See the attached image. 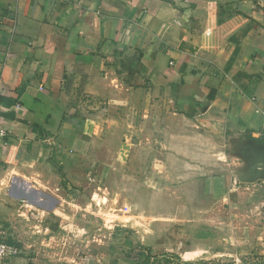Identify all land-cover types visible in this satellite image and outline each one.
Wrapping results in <instances>:
<instances>
[{
  "label": "crops",
  "instance_id": "obj_1",
  "mask_svg": "<svg viewBox=\"0 0 264 264\" xmlns=\"http://www.w3.org/2000/svg\"><path fill=\"white\" fill-rule=\"evenodd\" d=\"M260 1L0 0V227L22 249L0 264L97 262L72 237L108 230L78 218L104 177L178 151L210 172L226 137L263 138ZM246 193L242 252L264 254Z\"/></svg>",
  "mask_w": 264,
  "mask_h": 264
},
{
  "label": "rangeland",
  "instance_id": "obj_2",
  "mask_svg": "<svg viewBox=\"0 0 264 264\" xmlns=\"http://www.w3.org/2000/svg\"><path fill=\"white\" fill-rule=\"evenodd\" d=\"M223 146L226 154L216 155L210 172L186 170L184 155L170 150L176 155H166L172 160L167 170L147 167L141 157L135 172L118 175V187H111L116 177H104L89 212L78 218L86 228L108 230L72 237L78 249L88 246L78 258L100 256L89 264H264V254H245L240 242L241 216L251 210L246 192L264 190V136L231 135Z\"/></svg>",
  "mask_w": 264,
  "mask_h": 264
},
{
  "label": "built area",
  "instance_id": "obj_3",
  "mask_svg": "<svg viewBox=\"0 0 264 264\" xmlns=\"http://www.w3.org/2000/svg\"><path fill=\"white\" fill-rule=\"evenodd\" d=\"M264 10V3L261 4ZM4 133L0 131V141ZM22 254V249L13 243L8 242L6 231L0 227V263Z\"/></svg>",
  "mask_w": 264,
  "mask_h": 264
}]
</instances>
